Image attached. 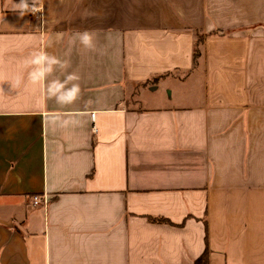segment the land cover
Masks as SVG:
<instances>
[{"label":"crops","instance_id":"1","mask_svg":"<svg viewBox=\"0 0 264 264\" xmlns=\"http://www.w3.org/2000/svg\"><path fill=\"white\" fill-rule=\"evenodd\" d=\"M20 4L0 0V264H264V0ZM39 52L60 63L34 83Z\"/></svg>","mask_w":264,"mask_h":264},{"label":"clouds","instance_id":"2","mask_svg":"<svg viewBox=\"0 0 264 264\" xmlns=\"http://www.w3.org/2000/svg\"><path fill=\"white\" fill-rule=\"evenodd\" d=\"M20 7H26V0H21ZM79 42L86 48L95 49L94 36L88 31L76 34ZM60 63L55 57L49 56L45 52L35 53L31 60L34 70L29 74L30 79L36 83L40 79L45 78L48 73L52 71V66ZM75 79V77H69ZM54 85L59 87L55 90ZM79 86L73 85L71 88H66L64 83L60 81H52L48 84L47 93L50 98H54L58 104H66L74 101L79 96Z\"/></svg>","mask_w":264,"mask_h":264},{"label":"trees","instance_id":"3","mask_svg":"<svg viewBox=\"0 0 264 264\" xmlns=\"http://www.w3.org/2000/svg\"><path fill=\"white\" fill-rule=\"evenodd\" d=\"M203 35H199L198 39L196 40L195 43V49H194V60H196L200 56V46L203 42ZM154 222H164L165 220H155L152 219ZM208 262V253L205 251V253L195 262V264H207Z\"/></svg>","mask_w":264,"mask_h":264},{"label":"built area","instance_id":"4","mask_svg":"<svg viewBox=\"0 0 264 264\" xmlns=\"http://www.w3.org/2000/svg\"><path fill=\"white\" fill-rule=\"evenodd\" d=\"M30 11L32 14L40 16L42 10H41L40 6H33L30 8ZM92 116H94V115H92ZM44 202L45 201L43 200V203ZM40 203H42V199H40V197H38V196L33 197V204L34 205H39Z\"/></svg>","mask_w":264,"mask_h":264}]
</instances>
